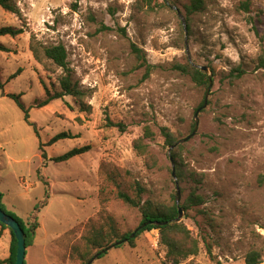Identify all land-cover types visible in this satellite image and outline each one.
Listing matches in <instances>:
<instances>
[{
	"label": "rangeland",
	"instance_id": "374dc122",
	"mask_svg": "<svg viewBox=\"0 0 264 264\" xmlns=\"http://www.w3.org/2000/svg\"><path fill=\"white\" fill-rule=\"evenodd\" d=\"M187 2L169 0L183 17ZM155 3L148 8L140 0H19L23 21L0 8V28L24 29L15 38L0 37L9 49L0 53V205L38 224L24 264H80L70 251L84 233L82 226L105 228L107 216L121 233L137 228L139 212L116 199H109L103 212V163L129 172L154 197L167 202L175 197L159 129L167 128L177 141L188 137L208 89L172 70L187 61L185 37L193 64L208 68L212 86L197 115L196 134L180 144L186 171L201 179L198 185L178 182L180 204L192 191L203 201L183 209L180 221L199 252L181 264H245L251 252L264 264V70H254L264 55V0H204L190 34L176 12L162 6L164 0ZM30 34L43 46L65 47L83 106L65 96L35 107L45 98L41 83L53 94L63 71L49 61H34ZM135 48L156 67L146 80ZM238 66L245 74L234 78ZM8 94L21 95L36 132ZM107 118L124 125L125 132L108 127ZM144 127L155 134L145 143L159 159L156 169H148L132 147ZM60 133L73 138L47 146ZM82 146L90 151L67 162L52 161ZM11 244L9 230L0 226V264L9 258ZM55 249L64 250L63 262ZM91 264L171 263L158 230H152L134 247L121 244Z\"/></svg>",
	"mask_w": 264,
	"mask_h": 264
},
{
	"label": "trees",
	"instance_id": "16d2710c",
	"mask_svg": "<svg viewBox=\"0 0 264 264\" xmlns=\"http://www.w3.org/2000/svg\"><path fill=\"white\" fill-rule=\"evenodd\" d=\"M140 1L142 5L148 8H153L156 5V0ZM167 1L169 2V0ZM18 2L19 0H0V8L7 13L15 15L20 21H23L24 18L22 17L18 8ZM162 6L171 9L170 6L167 5L166 1L162 3ZM241 6L244 10H248V3H242ZM183 9L185 11L184 17L186 21V30L187 33L190 34L193 17L204 12V0H188L187 4L183 5ZM23 32V28L2 27L0 28V37L8 36L15 38L23 34ZM29 51L35 62L40 64L43 60H46L63 71V75H61L57 80L59 90L55 91L53 94L49 92L44 83H41L45 98L41 101H36L35 107L38 109L46 107L52 101L62 99L65 96L74 98L76 102L82 105L84 94L79 89L78 84L73 82L71 79V69L69 68L67 62V52L65 47L62 44L43 46L36 41V38L33 34H30ZM134 51L137 60L140 62L139 67L144 68L142 79L146 80L156 67L146 62L141 50L135 48ZM0 53H9V49L2 43H0ZM255 64L254 70H264V55H260L257 58ZM172 70L189 77L191 81L198 87L208 86V77L200 70L193 67L188 62V60L183 65L174 64L172 66ZM232 73L234 78H240L243 74H245V70L238 66L232 71ZM19 74L20 71H17L13 75L12 79L17 77ZM2 87L3 85L0 83V88ZM7 97L16 103L17 107L24 113L25 120L29 123L28 110L21 102V95L8 94ZM202 106L203 103L200 108H202ZM106 122L108 127L117 128L120 132H125L124 125L120 123L115 124L108 118L106 119ZM29 124L34 126V124ZM34 130L36 132L35 126ZM159 134L163 139L165 147L175 146L178 142L167 128L161 127L159 129ZM154 136V132L149 127H144L142 136L132 142L133 149L144 159L145 166L148 169H156L160 167L159 159L152 153L149 145L145 143V141H152ZM71 138L73 137H71L69 134L60 133L54 136L47 143V146H51L57 141ZM43 146L45 145L40 144L41 149ZM88 151H90L89 146L74 148L62 156L53 158L52 161L55 163L67 162L74 157L87 153ZM43 157H45V154H43ZM169 157H171L173 160L175 175L179 183L184 182L185 180H191L195 182L196 185L201 184V179H199L200 177L196 174L189 173L184 167L182 145L176 146L171 150L170 155H168V161ZM168 170L170 173L172 172L171 165L170 169ZM99 175L101 177L100 202L103 212H106L105 205L107 201L113 198L120 201L126 207L136 209L140 214V221L137 228L135 229L137 230L136 232L133 230L124 233L118 231V228L109 216L105 217V220H108L107 222H109L105 228H92V231H90V229L86 228L87 224L83 225L82 227L84 233L80 236L76 244L72 245L70 251L73 256L78 258L80 264H88V262L97 254H99L98 259L102 258L103 255L106 254L104 251L111 246L118 248L121 244L127 243L130 247H134L135 240L142 233L150 232L152 230H158L159 241L160 244L165 248V258L168 263L181 264L190 257H195L198 255L199 248L197 241L191 237L189 231L181 221L175 222V219L178 217V207L175 204L176 195L175 197L172 196L169 202H167L165 199L154 197L150 191H148L138 181L133 179L129 172L124 171L122 173L113 167H107L104 163L99 170ZM147 194H149V196L144 199V196ZM202 203L203 201L201 196L195 194L194 191H192L189 197H187V199L184 200L182 204H180V207H182L184 210H188L192 207L201 205ZM0 207L6 214L11 216L19 223L26 237V247L32 245L38 224H28L12 213L6 212L2 205H0ZM152 222H166V225H148V223ZM0 226L2 228H6L2 224H0ZM7 229L10 232L12 244L10 256L6 261H4V264H15L16 240L12 231L9 228ZM70 233L72 232L70 231ZM131 235H133L132 238ZM53 252L55 256L62 259L61 262L64 261V250L61 251L55 249ZM208 252L210 254L209 249ZM244 262L245 264H260L259 253H249L246 255Z\"/></svg>",
	"mask_w": 264,
	"mask_h": 264
},
{
	"label": "water",
	"instance_id": "95a60500",
	"mask_svg": "<svg viewBox=\"0 0 264 264\" xmlns=\"http://www.w3.org/2000/svg\"><path fill=\"white\" fill-rule=\"evenodd\" d=\"M164 1H166L167 5H169L170 8L173 11L176 12V14H177L178 18L180 19L181 24H182V26L184 28L185 34H186V30H185L186 29V21H185V18L183 17V15L181 14V12L177 9L176 6L170 5L167 0H164ZM185 52H186V56H187L188 62L193 67H195L196 69L200 70L202 73H204L208 77V89L206 91L205 101H204L203 106H202V108H204L206 106V98H207V95L209 93V89L212 86V79L210 77L209 70L205 66H198V65L193 64L192 59H191V56H190V53H189V49H188V46H187L186 37H185ZM202 108H200V109H202ZM200 109H198L197 112H196V114H195L194 128H193L192 133L188 137H186V138L178 141L175 146L168 147V149H167L168 155H170L171 150L173 148H175L176 146H178L180 144H183V143L187 142L188 140H190L196 134V132L198 130V124H199L198 119H197V115L200 112ZM169 161H170V165H171V168H172L171 177L174 180L175 190H176L175 204L178 207V217L175 219V222H179L182 219V217H183V209L179 206L180 201H181V193H180L178 181H177V178H176V175H175L174 163H173V160H172L171 157H169ZM0 224H2L5 227L9 228L12 231V233L14 235V238L16 240V258H15V264H24V261H25V251H26V243H25L26 237H25V234H24L22 228L20 227L19 223L15 219H13L11 216H9L8 214H6L1 209V207H0ZM149 224L156 225V226H164V225H166V222H152V223H148V225ZM136 231L137 230H135V232ZM132 237H133V235H131V238ZM113 247L114 246H111V247L107 248L104 252H107L108 250H110ZM98 257H99V254L95 255L88 262V264H91Z\"/></svg>",
	"mask_w": 264,
	"mask_h": 264
}]
</instances>
